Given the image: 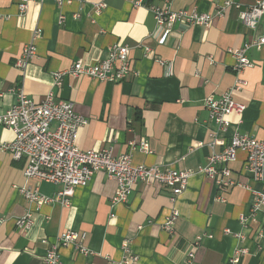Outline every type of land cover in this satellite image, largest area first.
Here are the masks:
<instances>
[{"label": "crops", "instance_id": "1", "mask_svg": "<svg viewBox=\"0 0 264 264\" xmlns=\"http://www.w3.org/2000/svg\"><path fill=\"white\" fill-rule=\"evenodd\" d=\"M224 1H45L30 4L20 15L18 0H0V115L19 91L35 103L52 92L87 121L77 132L80 149L108 150L113 157L131 153L134 166L194 172L176 201L179 217L169 235L161 225L170 210V193L156 183L135 186L126 204L113 205L116 182L97 172L86 187L74 189L70 206L52 203L36 210L17 189L36 185L40 194L53 198L61 186L27 181L26 161L0 151V264H46L47 251L67 231L85 234L89 253L62 247L59 264H118L124 243L137 256L136 264H223L239 248L247 255L238 264H264L258 240L264 233V201L252 213L262 185L246 171L245 155L237 153L228 165L229 189L196 173L213 152H221V145H209L211 133L225 145L236 133L264 142V48L247 51L253 66L239 76L229 53L264 35V16L254 30L247 29L239 14L257 0H233L238 9L220 11ZM98 4L105 6L100 12L95 11ZM153 6L172 12L195 8L212 19L208 26L175 24L166 36L149 10ZM29 43L35 54L21 71L16 62ZM115 44L130 47L135 77L107 84L68 74L75 62L90 66L107 60ZM58 72H65L59 89L53 87ZM237 80L245 85L233 98L246 109L240 117L230 115V127L219 131L208 120L204 99L233 91ZM13 140V132L0 126V143ZM142 141L146 152L140 149ZM28 211L34 213L32 226L18 230L16 221Z\"/></svg>", "mask_w": 264, "mask_h": 264}, {"label": "built area", "instance_id": "2", "mask_svg": "<svg viewBox=\"0 0 264 264\" xmlns=\"http://www.w3.org/2000/svg\"><path fill=\"white\" fill-rule=\"evenodd\" d=\"M45 1L64 5L70 4L74 0H18V12L23 15L27 12L30 4L44 3ZM94 7L96 12L105 8L103 4ZM228 7L238 9L239 5L234 4L233 0H226L219 9L223 11ZM149 10L153 14L157 27L166 36L171 34L175 24L208 26L212 19L210 15L198 14L195 8L172 12L167 8L153 6ZM263 16L264 0H257L247 10L241 11L239 14L241 23L250 30L255 29ZM252 47L264 48V35L245 43L240 49L229 51L235 60L231 69L237 76L253 66V63L245 55ZM130 50V47L126 45L115 44L110 47L107 60L104 59L90 66L75 62L68 74L76 78L86 77L101 83H121L136 76V73L129 67ZM149 52V49H145V53L149 54ZM34 54L33 43L23 47L21 56L16 62V68L24 71ZM64 75L65 72L53 75V87L61 88ZM244 85L245 83L237 80L233 91L217 98L209 95L204 99L203 108L207 112L208 120L214 123L219 131H226L230 127L228 120L230 115L240 117L245 111V104L239 103L233 98L234 91H239ZM86 124L87 121L74 112L72 103L56 100L52 92L48 93L40 103H35L21 91L17 93L15 103L0 115V126L10 129L14 134V140L10 143H0V151L9 152L14 161L23 159L26 161L23 175L27 181L61 186V190L53 198L40 194L36 185H26L17 189L18 193L36 210L43 205L52 203H60L64 207H68L75 188L86 187L97 172H104L117 185L112 204L121 205L126 204L135 186L153 182L170 193V210L164 218L161 228L167 234L173 235L179 217L175 204L178 197L186 190L188 180L194 172L166 169L159 166H134L131 153L113 157L108 150L97 152L82 150L76 146L75 141L79 128ZM209 137L211 138L209 145L211 147L221 145V152H213L208 157L206 165L199 167L196 173H202L207 178L214 180L217 186L229 189L233 183L228 165L235 162L237 153H243L246 171L255 183L262 185V192L256 193V203L252 210L254 214L264 201V142L238 133L232 135L227 145L222 141H217L213 133ZM140 149L147 151L145 141L140 143ZM33 218L34 213L26 212L16 221V228L28 230L33 224ZM242 221L246 222L247 219L243 218ZM85 240L86 235L78 232L67 231L61 234L56 238L52 249L47 251L44 257L45 263L59 264L58 250L62 247L71 246L81 254L87 255L89 250L84 244ZM258 240H262L264 249V233L259 234ZM121 248L123 258L118 264H136L137 256L131 252L128 245L124 243ZM244 255H247V251L239 248L223 264H238L240 256Z\"/></svg>", "mask_w": 264, "mask_h": 264}]
</instances>
